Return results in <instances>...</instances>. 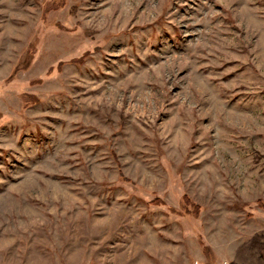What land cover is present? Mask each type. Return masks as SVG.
I'll use <instances>...</instances> for the list:
<instances>
[{
    "label": "rangeland",
    "instance_id": "obj_1",
    "mask_svg": "<svg viewBox=\"0 0 264 264\" xmlns=\"http://www.w3.org/2000/svg\"><path fill=\"white\" fill-rule=\"evenodd\" d=\"M0 264H264V0H0Z\"/></svg>",
    "mask_w": 264,
    "mask_h": 264
}]
</instances>
